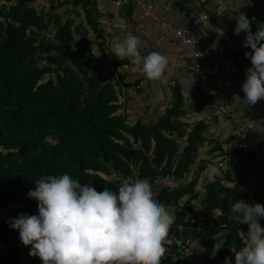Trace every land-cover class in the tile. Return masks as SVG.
I'll use <instances>...</instances> for the list:
<instances>
[{
	"label": "trees",
	"instance_id": "16d2710c",
	"mask_svg": "<svg viewBox=\"0 0 264 264\" xmlns=\"http://www.w3.org/2000/svg\"><path fill=\"white\" fill-rule=\"evenodd\" d=\"M34 1L0 0V19L6 21L0 20V264H23L16 244L19 230L10 227V220L20 213L38 214V201L27 195L37 179L67 173L103 191L118 190L111 175L154 183L158 170L180 178L203 139L202 122L189 130L181 149L170 137L184 133L183 124L174 119L182 100L178 85L174 105L157 122L127 125L88 32L67 19L56 37L44 39L40 33L51 21L60 22L38 12ZM245 14L255 33L264 24V0H250ZM42 54L55 67L54 77L46 80L48 68L38 64ZM195 186L196 178L179 187L166 185L157 197L165 205L174 203L183 194L191 195ZM203 188L197 197L206 211H222L205 215L203 230L211 235L205 243L213 252L215 240H225L213 257L231 258L232 250L243 247L239 232L246 234L249 225L238 223L230 208L241 199L264 204V160L249 150L234 149L223 178L216 177L214 183L206 178ZM260 223L264 225V218ZM161 264L203 263L169 253Z\"/></svg>",
	"mask_w": 264,
	"mask_h": 264
},
{
	"label": "crops",
	"instance_id": "0c3cea01",
	"mask_svg": "<svg viewBox=\"0 0 264 264\" xmlns=\"http://www.w3.org/2000/svg\"><path fill=\"white\" fill-rule=\"evenodd\" d=\"M249 1L245 0L244 3V0H134L124 12H118L113 8L109 0H72L60 8L52 7L50 0H36L32 5L44 15L51 14L58 19L63 18V21L69 19L74 27L81 26L88 32L92 49L97 47V43L101 45L99 51H95L107 79L115 86L117 82L121 84L124 93H121L123 103L119 106L125 107L129 125L136 121L144 124L157 122L166 110L174 105L175 85L180 87L182 93L180 112L174 119L183 124L184 133L171 138L181 149L187 143L189 130L198 122L204 124L201 132L203 139L197 144L194 153L196 157L193 156L191 163L193 167L197 157L203 159L206 166L197 169L199 172L197 178L202 182L207 178L209 165L219 169L217 175L219 178L223 177L219 163L229 168V160L234 149L238 147V143L228 137L232 121L254 124V129L246 134L243 143L246 146H257L259 152L255 154L264 160V99L255 104H247L242 90L246 73L244 71L243 74L235 63L236 59H243L241 55L243 51L251 50L243 43L246 33L244 31L238 35L235 33L237 20L234 18L239 12L245 13ZM243 3L239 12H236ZM141 5L148 8L149 13H146ZM201 18H204V22L200 23L205 27L201 47L231 62L237 68L238 74L223 76L220 79H198L194 76L190 63L174 56V50L179 45L174 29L198 22ZM129 33L141 39L142 55L149 54L155 48H161L169 54L166 80H150L143 72L136 70L137 66L132 63V58L119 59L115 56V42L117 39L123 40ZM248 67L251 65L248 64ZM237 95L240 97L239 100L235 99ZM220 107L226 108L227 115L220 111ZM162 176L157 170V178L153 183L156 195L162 187L168 185L160 179ZM180 179L182 184H186L191 177L185 175ZM110 180L117 186L123 182L122 177L115 175H111ZM171 184L173 187L181 185L172 180ZM243 189L245 190V187ZM187 199V195H182L166 207L181 220H191L187 208L181 210ZM219 213L222 211L212 210L208 215L214 216ZM206 235L202 236L205 239L210 237ZM16 244L20 247L18 253L23 259L30 254L31 247L24 245L20 237ZM165 247L166 256L171 253L169 242Z\"/></svg>",
	"mask_w": 264,
	"mask_h": 264
},
{
	"label": "clouds",
	"instance_id": "9594fccd",
	"mask_svg": "<svg viewBox=\"0 0 264 264\" xmlns=\"http://www.w3.org/2000/svg\"><path fill=\"white\" fill-rule=\"evenodd\" d=\"M234 18L235 33L244 31L243 43L252 49L245 53L251 67L246 70L242 90L247 104H255L264 99V24L253 33L245 13ZM140 45L141 39L129 33L123 40L117 39L114 54L119 59L132 58L136 70L148 79L166 80L168 56L159 51L142 55ZM218 174L219 169L209 165L208 182L214 183ZM160 179L174 186L167 176ZM34 184L27 195L38 201V214L20 213L11 218L10 227L19 230L22 243L31 246L30 255L38 256L43 264H161L176 216L158 199L150 178L129 176L118 190L103 191L81 184L67 173L46 175ZM230 212L238 223L249 225L246 244L232 250L235 264H264V225L260 223L264 204L241 199ZM215 241L213 256L225 243ZM225 264H231L230 257Z\"/></svg>",
	"mask_w": 264,
	"mask_h": 264
},
{
	"label": "built area",
	"instance_id": "2783aa9c",
	"mask_svg": "<svg viewBox=\"0 0 264 264\" xmlns=\"http://www.w3.org/2000/svg\"><path fill=\"white\" fill-rule=\"evenodd\" d=\"M72 0H50L51 6L60 8ZM134 0H109L111 6L118 12H124L128 9ZM146 13L149 9L141 5ZM200 22H204L201 18L198 22L190 25H182L174 29V34L179 40V45L174 50V56L183 62H188L191 65L194 76L198 79L213 78L220 79L223 76H233L238 74L237 68L229 61L221 59L219 56L207 52L201 47L204 39L205 27ZM180 33L181 35H176ZM154 51H159L169 54L161 48H155ZM120 86L121 84L117 82ZM220 111L227 115V110L220 107ZM253 123H239L232 121L229 126L228 137L238 143L237 149L249 150L253 153H258L257 146H246L243 140L247 133L254 129ZM221 174L224 176L227 171V166L219 163ZM201 192L204 191L202 187ZM200 196L187 204V211L191 216V220L183 221L176 216L174 224L171 226L168 242L170 244L171 253L183 258H199L203 264H225V259H215L212 255L210 247L205 243L203 234V221L208 212L203 207L200 201ZM23 264H43L38 256L28 255L23 259Z\"/></svg>",
	"mask_w": 264,
	"mask_h": 264
},
{
	"label": "rangeland",
	"instance_id": "374dc122",
	"mask_svg": "<svg viewBox=\"0 0 264 264\" xmlns=\"http://www.w3.org/2000/svg\"><path fill=\"white\" fill-rule=\"evenodd\" d=\"M5 6H7V5H5ZM58 19V18H57ZM62 19V20H61ZM61 19H58L59 20V22H60V24H58L56 21H54V20H52L51 21V24H50V26H49V28L46 30V31H44V32H42V33H40V34H42L41 36H44V39H50V38H54V37H56L59 33H60V25H61V23H63V18H61ZM0 20H2L1 22H3V23H5L6 21L4 20V19H0ZM101 45L99 44V43H97V47L96 48H94L93 50H94V52L96 53V51L95 50H98L99 51V47H100ZM245 46V45H244ZM246 48H250V46H248V47H246ZM252 51V49L251 50H247V51H243L242 53H241V55L243 56V59L242 60H240V59H236V61H235V63H236V65L239 67V69L241 70V72L243 73V74H245L246 73V70L249 68L248 67V64H250L251 65V60H250V58L249 57H246L245 56V53L246 52H251ZM97 54V53H96ZM99 57V56H98ZM100 60V59H99ZM38 64L39 65H43V66H46L47 68H48V72L43 76V80H46V79H48L49 77H54V65H52V64H50V63H48L45 59H44V55L42 54V56H41V58L39 59L38 58ZM102 64V63H101ZM244 71H245V73H244ZM115 86V85H114ZM115 89H116V93H117V95H118V104L120 105H122V103H123V100L121 99V96L123 95V94H121L122 92L124 93V91H123V89L121 88V85L119 86L118 84H117V86H115ZM121 102V103H120ZM118 113H120V114H122V115H126V124L127 125H129L128 123H127V114L125 113V107L123 106H121L120 108H119V110H118ZM150 124H152V123H150ZM179 134H182L181 132L179 133ZM174 135H178V132L176 133V132H173L172 134H170V137H172V136H174ZM48 140H51V138L50 137H48L47 138ZM195 156V155H194ZM196 157V156H195ZM203 159H201L200 160V158L198 159V157L196 158V160H195V165L193 166V167H191V165L188 167V169H187V171L186 172H184L183 173V175H182V177L183 176H190L191 177V179L193 178V179H195L196 178V186L194 187V189L195 190H193V192H192V194L190 195L189 193H186V194H183V195H187V201L183 204V207H181V210H185L186 208H187V204L190 202V201H192V200H195L196 199V197H197V192L198 191H201L200 189L203 187V181L202 182H200L199 180H198V175H199V172H198V168H204L206 165L203 163V161H202ZM201 166V167H200ZM204 166V167H203ZM168 178H169V180L171 181H173V182H179L181 185L180 186H183V185H185V184H182L183 182H181V177L180 178H176V177H173L172 175H168L167 176ZM223 178V177H222ZM191 179L189 180V182L191 181ZM198 181H199V183H198ZM185 183V182H184ZM188 183V182H187ZM186 183V184H187ZM158 185V184H157ZM245 191H248V189L245 187ZM203 231V233L202 234H207L206 235V237H208V236H211V235H209L208 234V232H206V231H204V230H202ZM239 237L242 239V241H243V246L246 244V241H247V233L246 234H244V233H242V232H239ZM209 238V237H208ZM233 262H235V256L234 255H232L231 256V264H233Z\"/></svg>",
	"mask_w": 264,
	"mask_h": 264
}]
</instances>
